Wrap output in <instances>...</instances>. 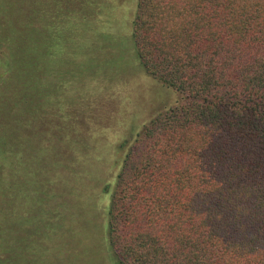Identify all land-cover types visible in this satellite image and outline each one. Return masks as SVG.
<instances>
[{"label":"trees","instance_id":"16d2710c","mask_svg":"<svg viewBox=\"0 0 264 264\" xmlns=\"http://www.w3.org/2000/svg\"><path fill=\"white\" fill-rule=\"evenodd\" d=\"M136 3L129 25L66 0H0V264H49L24 213L23 134L44 107L70 102L76 79L64 87L51 43L45 52L67 26L114 54L125 43L140 72L182 95L145 125L117 176V260L264 264V0ZM84 16L85 29L69 22Z\"/></svg>","mask_w":264,"mask_h":264},{"label":"rangeland","instance_id":"374dc122","mask_svg":"<svg viewBox=\"0 0 264 264\" xmlns=\"http://www.w3.org/2000/svg\"><path fill=\"white\" fill-rule=\"evenodd\" d=\"M66 2L82 11L92 7L111 22L129 25L137 7V0ZM64 21L63 27L69 20ZM69 22L85 29L88 18ZM79 34L67 26L46 44L45 52L50 43L53 46L54 66L61 70L63 86L69 78H75L76 85L67 86L70 102L65 108L62 103L41 106L40 113L25 123L24 160L31 164L26 171L24 213L47 263L123 264L108 243L111 193L145 125L176 105L182 95L140 72L125 43L114 54L99 37L98 48L79 39ZM44 71L49 73V63Z\"/></svg>","mask_w":264,"mask_h":264}]
</instances>
